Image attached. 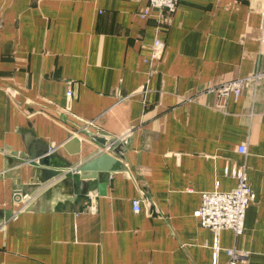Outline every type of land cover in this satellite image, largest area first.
<instances>
[{"label": "crops", "instance_id": "obj_1", "mask_svg": "<svg viewBox=\"0 0 264 264\" xmlns=\"http://www.w3.org/2000/svg\"><path fill=\"white\" fill-rule=\"evenodd\" d=\"M146 3L0 0V264H228L231 248L249 253L238 264H264V78L224 108L198 96L264 71V0H180L161 27L156 11L140 17ZM156 37L165 48L153 73L143 58ZM113 138L116 161L85 195L49 189L17 212L15 193L51 180L30 150L46 146L76 169ZM241 164L255 199L243 233L222 230L214 257L195 212L201 193L234 188L225 171Z\"/></svg>", "mask_w": 264, "mask_h": 264}, {"label": "built area", "instance_id": "obj_2", "mask_svg": "<svg viewBox=\"0 0 264 264\" xmlns=\"http://www.w3.org/2000/svg\"><path fill=\"white\" fill-rule=\"evenodd\" d=\"M179 1L180 0H147L144 7L140 9L139 15L142 18H147L151 16L153 11H156L154 17L159 26H167L171 22ZM156 31L158 33L159 30ZM164 48V41L160 37H156L151 45V54L148 57L143 58L144 62H150L153 73L157 71L156 65ZM261 78H264V71L257 70L248 76L237 77L220 84L207 86L198 93V96L212 94L220 100V102L216 104V107L224 108L225 102L228 98L240 97L246 87L249 85H256ZM134 95L135 93H131L126 97L131 98ZM66 97L68 100L66 110L69 111L72 97L70 89L66 92ZM193 99L194 97H189L187 100L192 101ZM85 124L90 125L91 122H85ZM118 143L119 140L115 138L111 139L109 142L106 141L101 151L103 153H110ZM237 151L241 154H246V145L242 144L238 146ZM68 172L74 173L75 169H69L59 176H62L63 178ZM225 175L230 176L235 180L236 184L234 188L226 192L214 190L201 193V204L199 209L195 212V216L199 219L201 226L209 229L213 233L211 248L214 257H216L217 253L221 250L219 235L222 230H231L236 236L243 233L246 209L255 199V194L251 190L247 181V167L245 164L235 165L231 170L226 169ZM54 179L55 177L48 182L41 184L31 193H15L16 203L18 205L17 212L27 209L36 201L37 197L41 196L54 186L56 183ZM143 194L144 192L142 191L141 195ZM96 197L97 193H93L90 196L91 202H93ZM145 200H147L145 197H141V199H132L131 205L133 211L138 212L140 210L141 201ZM224 251L228 256V264L246 263L248 260L249 253L247 251H241L234 248L224 249Z\"/></svg>", "mask_w": 264, "mask_h": 264}, {"label": "water", "instance_id": "obj_3", "mask_svg": "<svg viewBox=\"0 0 264 264\" xmlns=\"http://www.w3.org/2000/svg\"><path fill=\"white\" fill-rule=\"evenodd\" d=\"M74 141V142H72ZM65 145H63V148L66 151H69V146L72 143H79L78 139L72 140ZM103 145H105L106 140L102 141ZM121 150L120 146H117L114 148V151L116 153H119ZM78 151L74 152L77 153ZM55 155H53L52 152L48 151V148L46 146H41L40 149L38 148L37 151L30 150L27 153V158L29 160V163L33 165L34 167L38 168L41 174V180L42 182H45L49 179H52L59 174H61L63 171H67L68 168L71 166L70 163L67 161L60 162L55 160ZM115 158L109 154V153H101L96 158L88 161L87 163H84L83 165H80L78 168H76L74 173L78 172L77 176H73L67 173L60 181H58L54 186L50 188V191L57 189V188H63L68 187L70 185L73 186V193H79L80 195H85L88 191L89 186V180H97L99 178V175L104 172H108L111 170L113 164L115 163ZM99 194L103 195L105 194V184L99 183ZM49 191V190H48Z\"/></svg>", "mask_w": 264, "mask_h": 264}]
</instances>
